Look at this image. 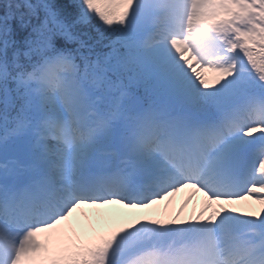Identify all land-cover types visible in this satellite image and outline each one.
Wrapping results in <instances>:
<instances>
[{"label": "snow or ice", "instance_id": "snow-or-ice-1", "mask_svg": "<svg viewBox=\"0 0 264 264\" xmlns=\"http://www.w3.org/2000/svg\"><path fill=\"white\" fill-rule=\"evenodd\" d=\"M0 264H264V0H0Z\"/></svg>", "mask_w": 264, "mask_h": 264}, {"label": "trees", "instance_id": "trees-1", "mask_svg": "<svg viewBox=\"0 0 264 264\" xmlns=\"http://www.w3.org/2000/svg\"><path fill=\"white\" fill-rule=\"evenodd\" d=\"M62 3L66 6H70L71 0H62Z\"/></svg>", "mask_w": 264, "mask_h": 264}]
</instances>
